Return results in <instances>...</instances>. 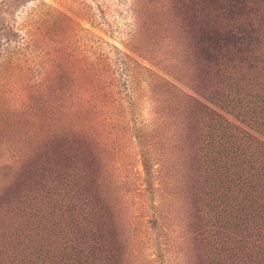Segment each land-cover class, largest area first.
I'll list each match as a JSON object with an SVG mask.
<instances>
[{"label":"rangeland","instance_id":"rangeland-1","mask_svg":"<svg viewBox=\"0 0 264 264\" xmlns=\"http://www.w3.org/2000/svg\"><path fill=\"white\" fill-rule=\"evenodd\" d=\"M0 264H264V0H0Z\"/></svg>","mask_w":264,"mask_h":264}]
</instances>
